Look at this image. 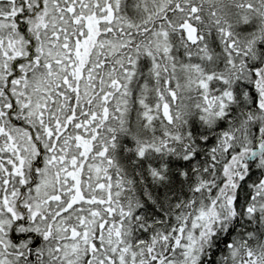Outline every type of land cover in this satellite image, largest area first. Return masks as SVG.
<instances>
[{
	"label": "snow or ice",
	"instance_id": "snow-or-ice-1",
	"mask_svg": "<svg viewBox=\"0 0 264 264\" xmlns=\"http://www.w3.org/2000/svg\"><path fill=\"white\" fill-rule=\"evenodd\" d=\"M0 264H264V0H0Z\"/></svg>",
	"mask_w": 264,
	"mask_h": 264
}]
</instances>
